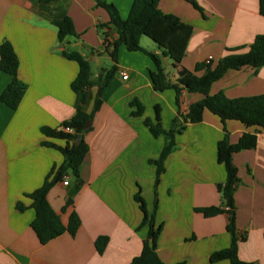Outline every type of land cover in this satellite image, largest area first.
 Segmentation results:
<instances>
[{
  "label": "crops",
  "instance_id": "obj_1",
  "mask_svg": "<svg viewBox=\"0 0 264 264\" xmlns=\"http://www.w3.org/2000/svg\"><path fill=\"white\" fill-rule=\"evenodd\" d=\"M107 1L124 19L133 0ZM194 1L201 11L185 0L158 2L162 12L192 26L179 63L173 65L154 42L140 38L142 48L160 57L169 80L193 72L208 56L215 65L228 49L247 47L257 34H264L258 0ZM65 16L78 36L60 43L53 21ZM108 20L107 11L94 0H0V44L4 40L11 44L18 60L17 77L26 85L16 109L0 101V264H128L140 253L148 232L147 224L140 225L142 212L134 200L138 188L147 214L155 226L161 225L156 250L165 264H230L226 259L209 260L212 252L230 244L228 213L205 217L195 211L221 204L216 186L225 181L226 173L216 160V146L224 135L222 123L208 110L200 122L185 123L175 133V147L165 158L155 186L156 166L149 160L158 158L164 137L153 136L144 119L154 122L158 106L161 127L168 130L177 112L185 113L203 95L184 90L177 106L173 89H153L151 57L124 45L117 48V70L103 87L91 130L84 134L88 151L78 180L66 174L63 179L68 177V184L59 180L47 193L64 225L71 212L77 214L80 225L75 235L64 232L41 244L30 227L35 211L27 194L63 161L62 153L45 143L65 145L40 128H59L79 106L90 112L97 93L93 84L82 103L81 94L71 89L78 65L62 51L75 50L87 59L92 79L103 74L113 64L104 45L117 37L113 25L99 28ZM9 80L0 70V94ZM218 92L228 98L264 93V66L228 70L210 86V94ZM133 99L143 106L139 116L131 114L136 109L130 104ZM225 128L230 143L244 132L257 135L255 147L232 154L239 178L233 197L237 255L243 261L264 264V129L245 127L237 120H227ZM99 236L108 238L102 253L94 244Z\"/></svg>",
  "mask_w": 264,
  "mask_h": 264
},
{
  "label": "trees",
  "instance_id": "obj_2",
  "mask_svg": "<svg viewBox=\"0 0 264 264\" xmlns=\"http://www.w3.org/2000/svg\"><path fill=\"white\" fill-rule=\"evenodd\" d=\"M40 1L50 2L54 0ZM94 1L96 5L103 7L109 15L107 24H99V28L110 24L117 31L116 39L104 45L113 64L104 70L103 74L92 79L90 64L87 59L75 50L62 51L64 57L74 60L78 65L77 74L71 82V89L81 94L82 103L86 100L87 90L93 84L97 85V93L93 98V106L90 112L84 111L79 106L73 116L62 122L59 128L55 129L46 126L40 128L44 135L64 140L65 145L57 146L53 143H45L58 149L63 155V161L59 167H53L49 171L40 187L27 194L31 199V207L35 211V217L31 221L30 227L35 232L38 241L41 244H45L64 232L73 236L80 225V219L75 212L70 213L68 222L64 225L59 215L49 204L47 193L66 174H71L75 180H78L79 168L88 151V144L85 141L84 134L91 130L93 115L101 105L100 95L103 87L117 70V48L120 45H124L129 51L139 50L151 57L155 66L154 69L149 70L153 89L155 91H163L167 88L173 89L177 106H179V95L184 90L198 92L203 95L200 100L189 104L185 113L178 111L171 128L168 130L161 127L158 106H155L154 122L147 118L144 119V124L147 125L153 136L162 135L164 137V143L158 158L149 160L156 166L155 186L164 171L163 163L165 158L175 147V133H179L185 123L200 122L205 110L218 116L223 126L224 135L217 142L216 160L218 163L223 164L226 173L225 181L216 186L220 194L221 204L195 208V211L202 213L205 217H212L223 212L228 213L226 230L230 235V244L226 248L212 252L209 256L211 262L226 259L230 264H255L254 262L243 261L237 255L238 238L235 226L233 194L239 183V178L237 176V168L232 162V154L243 149L255 147L257 135L256 133L244 132L237 142L230 143L227 138L225 123L227 120H237L245 127L264 129V93L228 98L222 92L210 94L209 89L215 81L220 79L230 69H240L245 66L258 69L264 66V34H257L247 47L228 49L227 53L215 65L206 64L205 62L197 63L193 72L180 73L174 80H169L160 57L142 48L140 38L142 36L149 37L157 45L162 55L170 58L173 65H176L185 54V47L192 33V26L182 22L176 15L162 12L158 8L159 0H133L124 19L120 17L113 3L107 0ZM188 1L201 11V7L194 0ZM258 12L264 16V0H258ZM53 25L56 27L57 39L60 43L68 36H78L74 30L72 20L68 16L53 21ZM17 67V56L11 44L4 40L0 44V70L8 74L10 80L0 94V101L10 109L17 108L26 90L25 83L17 77ZM130 104L136 107L131 112L132 115L139 116L142 114L143 106L136 99L131 100ZM65 128H69L71 131H67ZM79 135H82L80 140ZM134 200L138 203L142 212L140 225L147 224L148 232L142 241L140 253L133 257L128 264H165L156 250V239L161 230V225L155 226L153 217L147 214L145 202L139 188L134 194ZM69 203L70 200H67L66 206ZM156 204L157 199L155 197V207ZM18 208L22 210L23 206L18 203ZM244 239L245 237L242 235L241 240ZM107 241L108 238L106 236H99L95 239L94 244L98 253L104 251ZM176 264L184 263L179 262Z\"/></svg>",
  "mask_w": 264,
  "mask_h": 264
},
{
  "label": "built area",
  "instance_id": "obj_3",
  "mask_svg": "<svg viewBox=\"0 0 264 264\" xmlns=\"http://www.w3.org/2000/svg\"><path fill=\"white\" fill-rule=\"evenodd\" d=\"M210 61H211V56H208V57L204 60V62H205L206 64H207V63H210ZM122 77H123V79H126L127 75H126L125 73H122ZM65 130H67V131H71V129H69V128H65ZM62 183H63L64 185H67V184H68V177H65V178L63 179Z\"/></svg>",
  "mask_w": 264,
  "mask_h": 264
},
{
  "label": "rangeland",
  "instance_id": "obj_4",
  "mask_svg": "<svg viewBox=\"0 0 264 264\" xmlns=\"http://www.w3.org/2000/svg\"><path fill=\"white\" fill-rule=\"evenodd\" d=\"M186 2H188L189 5L192 6V3L189 2L188 0H185ZM143 38H145V40H147L148 42H153L149 37L147 36H143ZM69 178H71L72 180H75V178L73 177V175L69 174Z\"/></svg>",
  "mask_w": 264,
  "mask_h": 264
},
{
  "label": "water",
  "instance_id": "obj_5",
  "mask_svg": "<svg viewBox=\"0 0 264 264\" xmlns=\"http://www.w3.org/2000/svg\"><path fill=\"white\" fill-rule=\"evenodd\" d=\"M82 138V135H79V140Z\"/></svg>",
  "mask_w": 264,
  "mask_h": 264
}]
</instances>
